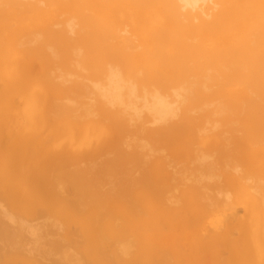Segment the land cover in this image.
<instances>
[{"label": "bare ground", "instance_id": "bare-ground-1", "mask_svg": "<svg viewBox=\"0 0 264 264\" xmlns=\"http://www.w3.org/2000/svg\"><path fill=\"white\" fill-rule=\"evenodd\" d=\"M10 14L0 137L6 91L23 124L0 143V264H264V0Z\"/></svg>", "mask_w": 264, "mask_h": 264}, {"label": "rangeland", "instance_id": "rangeland-1", "mask_svg": "<svg viewBox=\"0 0 264 264\" xmlns=\"http://www.w3.org/2000/svg\"><path fill=\"white\" fill-rule=\"evenodd\" d=\"M28 15L32 17V15H30V14H24V13H23V15H21V16H22V19H23V18H24V19L29 18ZM9 19H10V20H9ZM8 20H9V21L5 22L4 25H1V26H0V29H1L0 34L2 33L1 36H5V34H4L5 32L2 30V27H3V26H5V27L10 31L9 33H11V31L15 28V26L11 25L12 20L15 21L13 14L8 15ZM27 21L29 22V20H24V21L22 20V22L20 23V26L28 27V22H27ZM24 23H26V24H24ZM130 23H131V22H130ZM26 25H27V26H26ZM9 27H11L12 29H11V28L9 29ZM25 27H23V28H25ZM30 30H31V28H28L27 31H30ZM2 40H4V37H2L1 42H3ZM1 46H2V45H1ZM19 57H20V58H18V57H13V58L16 59V60H18V62H20L21 60H23V63H26V62H27L26 64H29L30 66L33 64L32 67H33V69H34V66L36 65L35 62H34V60H32L33 62L30 61V60H25L26 58H24V55L22 56L24 59H22L21 56H19ZM4 58H6V57L3 55L2 59H0V64H1V61H2V63H5L4 65L1 64V66H2V65H3V66L7 65V62L4 61V60H6V59H4ZM3 61H4V62H3ZM6 61H7V60H6ZM14 61H15V60H14ZM12 63H16V61H15V62H12ZM21 63H22V62H20L19 64L21 65ZM36 63H37V62H36ZM26 64H24V65H26ZM34 64H35V65H34ZM38 65H39V64H37V66H38ZM37 66H36V68H35L34 70H38V67H39V66H38V67H37ZM24 67H25V66H24ZM25 73H26V72H25ZM35 73H36V72H31V74H34V77H35V75H36ZM38 73H39V72H37V74H38ZM27 74H29V72H27ZM40 74H41V72H40ZM40 74H39V75H40ZM39 75H38V76H39ZM36 76H37V75H36ZM38 76H37V77H38ZM40 76H41V75H40ZM40 76H39V78H40ZM31 77H33V76H31ZM4 78H5V76H2V78L0 79V84H1V85H0V91H1V92L4 90V89H2V88H4V87H3L4 85H3V83H2V79H4ZM5 79H6V78H5ZM4 81H5V80H4ZM37 83H39V81H38ZM44 88H45V87H44ZM47 91H48V90H47ZM1 92H0V93H1ZM3 93H4V92H3ZM5 93L10 94V95L6 96L7 94H5V95L3 94V95L1 96L3 100H5L6 102H9V106H8V108H7V109H9V110H8L9 113L7 112V113H8L7 117H6V115H5V117H4V116L2 117V118H4L3 121H5V123H3L4 125H3V124H2V125L6 128L5 131H3V128H4V127H2V131H3V134H4V135H3L2 137H0V141H1L2 138L4 137L3 140L0 142V143L3 144V145H4L5 142H7L6 140H7V138L10 136V134H11V136H12L13 133L16 132V131L20 128V126H22L21 124H23V117L21 116V110H20V108H21V104H22V99L20 98L19 95H18V96L16 95V94H17L16 91H15L16 94H15L14 92H13L14 94L12 93V95L17 96V97L13 96V97H15V100H14V98H13V100H12V98H11V97H12V96H11V93H8L7 91H6ZM49 94H50V92H49ZM10 96H11V97H10ZM3 97H4L5 99H4ZM7 97H8V98H7ZM9 97H10L11 99H9ZM11 100H12L13 102H12ZM16 100H18V101L16 102ZM5 101H4V102H5ZM14 101L16 102V104H15ZM18 102L21 103V104H17ZM12 104H13V105H12ZM15 105H16L15 108H17V109H18V105H20V107H19V111H17V109L14 108ZM11 106H12L13 108H12ZM12 110H13V111H12ZM15 111H16V113L19 112L18 115L15 113ZM10 113H11V114H14L16 117L18 116L17 118L20 119L21 122H19V120H18L15 116L11 115ZM9 115L11 116L10 118H8ZM19 115H20V116H19ZM12 116H13V118H12ZM14 117H15V118H14ZM19 117H20V118H19ZM21 117H22V118H21ZM7 118H8V119H7ZM6 119H7V121H6ZM13 119H15L16 121L13 120ZM1 120H2V119H1ZM10 120H11V122H9ZM17 121H18V122H17ZM7 122H8V124H7ZM10 124H13V125L10 126ZM16 124H17L18 126H15ZM19 125H20V126H19ZM12 127H13V128H12ZM14 127H15V128L17 127V128L15 129ZM10 129L13 131L12 133H11V130H10ZM15 130H16V131H15ZM9 132H10V133H9ZM46 133H47V132H46ZM46 133H45V135H43V136H46ZM47 134H48V133H47ZM1 135H2V132H1ZM1 144H0V146H2ZM240 214L242 215L241 212L239 213V216H241ZM207 264H208V263H207Z\"/></svg>", "mask_w": 264, "mask_h": 264}]
</instances>
